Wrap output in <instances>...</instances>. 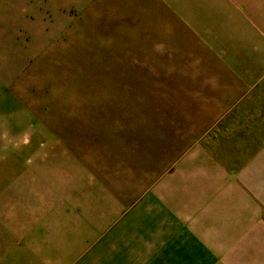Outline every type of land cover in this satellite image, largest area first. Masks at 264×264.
Returning a JSON list of instances; mask_svg holds the SVG:
<instances>
[{
    "label": "rangeland",
    "instance_id": "374dc122",
    "mask_svg": "<svg viewBox=\"0 0 264 264\" xmlns=\"http://www.w3.org/2000/svg\"><path fill=\"white\" fill-rule=\"evenodd\" d=\"M149 3L0 0V241L14 230L32 255L49 254L109 220L100 236L82 233L86 248L155 192L166 203L169 181L199 195L207 183L202 196L219 187L216 208L236 216L217 264H241L233 247L251 228L248 264H264V141L252 142L264 137V104Z\"/></svg>",
    "mask_w": 264,
    "mask_h": 264
},
{
    "label": "crops",
    "instance_id": "0c3cea01",
    "mask_svg": "<svg viewBox=\"0 0 264 264\" xmlns=\"http://www.w3.org/2000/svg\"><path fill=\"white\" fill-rule=\"evenodd\" d=\"M140 1H149L147 7L155 16L157 9L165 8L168 24L180 26L182 29L177 32L191 33L195 40L204 42L212 51L211 55L222 58L230 74L241 83L238 88L253 89L250 97L259 95L261 100L255 103L264 104V93L259 92L264 90V0ZM247 103L252 100L247 99ZM252 135L253 143L264 141V137L256 140ZM207 179L213 186L220 183L217 178ZM167 185L166 203L158 201L155 192L128 218L131 223L114 226L102 240L93 237L89 242L92 246L86 248L83 245L88 240L83 241L87 236L82 233L92 229L100 236L109 220L103 225L94 223L84 230H74L75 236H62L54 241L53 251L49 254L46 247L41 251L40 246L38 255H32L31 243L25 239L14 240L13 230L10 239L0 241V264H217L219 253L222 255L226 245L228 247L237 240V226L231 225L236 216L229 211L223 214L221 204L216 208L215 201L219 202L222 197V193L217 192L220 188L216 190L218 194L211 193L215 196L213 200L207 195L202 196L207 194V183L203 184L204 193L200 195L197 193L200 185L197 191L189 189L186 192L172 181ZM182 192L194 198L177 201L176 195ZM207 199L213 202L209 205ZM175 201L183 210L175 208ZM250 226L249 223L244 225ZM249 232L250 235L233 247H236L234 255L241 264H248L255 257L256 231L251 228Z\"/></svg>",
    "mask_w": 264,
    "mask_h": 264
}]
</instances>
